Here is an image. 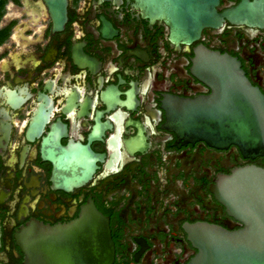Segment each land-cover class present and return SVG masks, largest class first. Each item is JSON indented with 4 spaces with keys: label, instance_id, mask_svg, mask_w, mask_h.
<instances>
[{
    "label": "flooded vegetation",
    "instance_id": "obj_1",
    "mask_svg": "<svg viewBox=\"0 0 264 264\" xmlns=\"http://www.w3.org/2000/svg\"><path fill=\"white\" fill-rule=\"evenodd\" d=\"M10 2L15 15L2 27L15 22V46L0 47V264H24L16 235L28 223H70L90 201L109 218L114 264H192L199 250L188 227H242L211 187L238 168H264V156L179 139L163 106L210 93L193 71L205 52L235 58L264 95V0H68L62 31L46 0ZM166 18L211 25L175 43ZM78 146L94 156L82 184Z\"/></svg>",
    "mask_w": 264,
    "mask_h": 264
},
{
    "label": "water",
    "instance_id": "obj_2",
    "mask_svg": "<svg viewBox=\"0 0 264 264\" xmlns=\"http://www.w3.org/2000/svg\"><path fill=\"white\" fill-rule=\"evenodd\" d=\"M46 8L53 31H62L68 21V0H46ZM166 19L174 27L175 43H189L202 27L211 25L207 18ZM237 22L262 25L252 18ZM101 32L108 38L105 30ZM201 58L193 71L210 93L196 98H170L163 106L167 111L164 126L177 132L179 139L204 140L219 148L234 144L246 157L264 156V95L235 58L212 52H205ZM77 148L83 156L82 171L72 181L82 184L95 169L94 156L87 147ZM211 191L242 227L229 230L207 223L188 227L199 250L192 264H264V168L250 165L230 175H220ZM16 238L24 253V264H114L115 261L109 218L91 201L70 223L51 226L31 221Z\"/></svg>",
    "mask_w": 264,
    "mask_h": 264
},
{
    "label": "trees",
    "instance_id": "obj_3",
    "mask_svg": "<svg viewBox=\"0 0 264 264\" xmlns=\"http://www.w3.org/2000/svg\"><path fill=\"white\" fill-rule=\"evenodd\" d=\"M9 0H0V22L6 13V7ZM15 22H12L9 26L0 27V46L5 43L12 33V26Z\"/></svg>",
    "mask_w": 264,
    "mask_h": 264
},
{
    "label": "rangeland",
    "instance_id": "obj_4",
    "mask_svg": "<svg viewBox=\"0 0 264 264\" xmlns=\"http://www.w3.org/2000/svg\"><path fill=\"white\" fill-rule=\"evenodd\" d=\"M11 0H9V2H8V4H7V7H6V13H5V15L3 16V18H2V20H1V22H0V27H2L6 22H8V20L10 19V18H12L14 15H15V9H12V11H11V6H13V4H12V2H10ZM10 13H12V15H9ZM24 18V17H23ZM25 18H28V17H25ZM30 18V17H29ZM13 33H15V34H17V31L16 32H14L13 31ZM15 34H13V37L14 38H16L15 37ZM2 48H3V46L5 47V46H15L13 43H12V39H11V36L8 38V40L5 42V43H3L2 45ZM0 46V47H1Z\"/></svg>",
    "mask_w": 264,
    "mask_h": 264
}]
</instances>
